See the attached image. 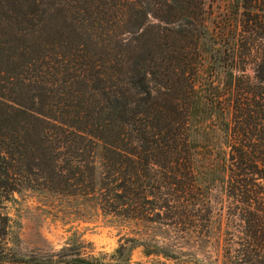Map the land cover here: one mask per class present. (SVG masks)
Instances as JSON below:
<instances>
[{"label":"trees","instance_id":"obj_1","mask_svg":"<svg viewBox=\"0 0 264 264\" xmlns=\"http://www.w3.org/2000/svg\"><path fill=\"white\" fill-rule=\"evenodd\" d=\"M209 16L206 0H0V264H101L18 255L3 210L23 191L67 199L78 217L207 235L197 123L227 138L245 223L229 264H264V0L218 22L223 49L204 76Z\"/></svg>","mask_w":264,"mask_h":264},{"label":"rangeland","instance_id":"obj_2","mask_svg":"<svg viewBox=\"0 0 264 264\" xmlns=\"http://www.w3.org/2000/svg\"><path fill=\"white\" fill-rule=\"evenodd\" d=\"M239 0H206L210 11L208 33L199 43L203 75L216 64L211 56L218 44V22L235 20ZM225 20V32L231 22ZM235 23V22H234ZM221 76L223 69L218 67ZM248 73L254 74L251 66ZM200 84V76L198 79ZM196 145L194 166L199 184L208 189L211 219L208 234L182 232L164 224L124 221L112 216L78 217L67 199L23 191L5 203L10 216L8 242L22 257L44 259L51 254L61 260H98L101 264H229L244 237L245 223L227 193L228 152L225 133L203 132L193 126ZM145 246L154 250L145 254Z\"/></svg>","mask_w":264,"mask_h":264}]
</instances>
